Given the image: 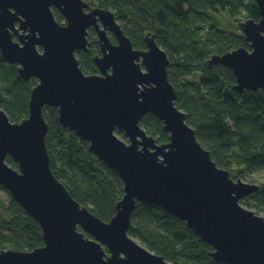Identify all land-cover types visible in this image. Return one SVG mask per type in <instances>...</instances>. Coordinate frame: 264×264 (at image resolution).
<instances>
[{
	"label": "water",
	"instance_id": "1",
	"mask_svg": "<svg viewBox=\"0 0 264 264\" xmlns=\"http://www.w3.org/2000/svg\"><path fill=\"white\" fill-rule=\"evenodd\" d=\"M256 2L260 21L241 23L250 49L208 62L229 68L240 93L264 88V0ZM91 30L101 50L98 75H86L77 58L89 51ZM145 40L147 50L135 49L112 11L83 0H0L1 55L23 80H37L21 123L10 120L0 94V186L40 224L44 240L30 252L1 250L0 264H173L129 236L138 203L184 221L218 263L264 264V218L240 204L260 187L234 181L213 162L176 106L167 53L154 38ZM46 107L58 109L61 125L120 176L124 197L110 222L76 201L52 172ZM147 115L163 123L168 144L141 127Z\"/></svg>",
	"mask_w": 264,
	"mask_h": 264
},
{
	"label": "trees",
	"instance_id": "2",
	"mask_svg": "<svg viewBox=\"0 0 264 264\" xmlns=\"http://www.w3.org/2000/svg\"><path fill=\"white\" fill-rule=\"evenodd\" d=\"M83 1L91 7L112 11L135 49L147 50L145 38L151 37L167 53L169 80L178 96L176 106L186 114L187 124L195 130L198 142L218 168L228 171L233 180L247 173H264V88L240 93L235 90L237 79L229 68L208 64L215 55L250 49L243 34L221 30L217 14L228 11L231 18L238 19L243 13L247 20L259 22L261 14L256 0ZM90 36L92 47L77 55L84 73L95 75L99 70L94 57L101 50L93 30ZM0 63L2 108L13 123H21L29 117L31 92L37 80H23L18 67L7 63L1 52ZM195 75L200 80L189 81ZM44 116L49 127L46 146L52 172L76 201L110 222L117 203L124 197L120 176L95 158L88 142L61 125L58 109L46 107ZM141 127L159 144L169 143L163 123L153 115H147ZM117 134L123 136L121 131ZM7 163L18 169L12 158ZM246 184L260 187L249 200L254 199V207L264 210V181ZM12 202L8 216L0 214V251L30 252L43 247L40 224L14 199ZM129 236L173 264H221L211 257L213 249L184 221L154 205L137 204Z\"/></svg>",
	"mask_w": 264,
	"mask_h": 264
},
{
	"label": "rangeland",
	"instance_id": "3",
	"mask_svg": "<svg viewBox=\"0 0 264 264\" xmlns=\"http://www.w3.org/2000/svg\"><path fill=\"white\" fill-rule=\"evenodd\" d=\"M96 8H100V7H96ZM102 9V8H101ZM55 13V11H54ZM56 16V14H55ZM218 17V21L221 22V30L226 31L227 33H233V34H238L241 35L243 34L242 32V28H241V23L245 22L247 19L245 18V14H240V16L238 17V19L236 18H231L229 16L228 11H222L220 14H217ZM58 17H56L57 19ZM58 22L61 23L62 25L65 24V20H61V17H59ZM237 20V22H236ZM239 21H241V23H239ZM207 33V32H206ZM244 35V34H243ZM90 35H89V40H90ZM97 37V36H96ZM113 38V37H112ZM93 40V39H92ZM92 40H90L91 45H92ZM96 42L98 43V40H96ZM92 47V46H91ZM90 47V48H91ZM78 58V55H77ZM79 59V58H78ZM0 68H3V65L0 63ZM199 81L200 77L199 75H195L193 78H189V81ZM122 140L126 141L128 143V139L125 137L124 133L123 136L118 135ZM150 136V135H149ZM241 180L244 183H247L248 181L251 182H258L261 183L262 181H264V173L263 172H259V173H255L253 175H250L249 173L245 174V176L243 178L234 180V181H238ZM250 198H246L245 200H243L242 202H240L241 206L253 211L256 215L264 218V210L262 209V207L260 208H256L254 207L255 201L254 199L249 200ZM249 200V201H248ZM13 199L10 195L9 192H7L5 189H1L0 188V214L2 215H6L8 216V211L10 209L11 204ZM248 201V202H246ZM250 206H248V205ZM137 243H139L140 245H142L143 247L147 248L142 242H140L138 239L133 238ZM2 247V245L0 246ZM148 249V248H147Z\"/></svg>",
	"mask_w": 264,
	"mask_h": 264
},
{
	"label": "flooded vegetation",
	"instance_id": "4",
	"mask_svg": "<svg viewBox=\"0 0 264 264\" xmlns=\"http://www.w3.org/2000/svg\"><path fill=\"white\" fill-rule=\"evenodd\" d=\"M95 75H98V74H95Z\"/></svg>",
	"mask_w": 264,
	"mask_h": 264
},
{
	"label": "bare ground",
	"instance_id": "5",
	"mask_svg": "<svg viewBox=\"0 0 264 264\" xmlns=\"http://www.w3.org/2000/svg\"><path fill=\"white\" fill-rule=\"evenodd\" d=\"M62 183V182H61Z\"/></svg>",
	"mask_w": 264,
	"mask_h": 264
}]
</instances>
